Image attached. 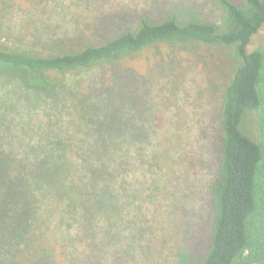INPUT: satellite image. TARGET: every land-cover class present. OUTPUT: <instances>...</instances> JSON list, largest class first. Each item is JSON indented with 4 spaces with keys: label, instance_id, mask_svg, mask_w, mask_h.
Segmentation results:
<instances>
[{
    "label": "trees",
    "instance_id": "16d2710c",
    "mask_svg": "<svg viewBox=\"0 0 264 264\" xmlns=\"http://www.w3.org/2000/svg\"><path fill=\"white\" fill-rule=\"evenodd\" d=\"M77 1L87 0H0V264L122 263V253L105 257L126 216L114 146L140 130L115 113L126 87L94 84L93 97L84 83L98 67L131 68L155 47L189 43L231 59L229 71L219 64V151L197 264H264V0H210L218 24L143 16L103 39L75 20ZM32 112L46 121L24 117Z\"/></svg>",
    "mask_w": 264,
    "mask_h": 264
},
{
    "label": "rangeland",
    "instance_id": "374dc122",
    "mask_svg": "<svg viewBox=\"0 0 264 264\" xmlns=\"http://www.w3.org/2000/svg\"><path fill=\"white\" fill-rule=\"evenodd\" d=\"M70 9L98 39L133 28L143 16L183 23L219 21L210 0H87ZM219 49L197 43L162 45L136 57L131 68L98 67L85 81L93 97L94 84L126 87L130 98L117 103L115 113L131 133L140 130L132 133L129 144L122 139L114 146L115 157L124 156L117 165L127 186L116 210L118 217V211L126 215L119 222L125 224L115 230L106 249L105 257L112 252L111 261H121L123 254L121 264H197L205 253L211 223L207 183L219 151V64L226 71L231 64L230 57L220 62ZM36 115L24 117L39 123ZM39 120V126L46 121L42 115Z\"/></svg>",
    "mask_w": 264,
    "mask_h": 264
}]
</instances>
